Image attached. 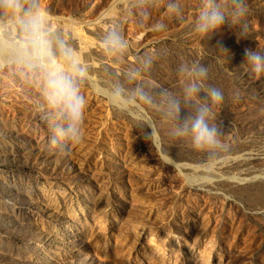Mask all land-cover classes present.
Instances as JSON below:
<instances>
[{
  "label": "rangeland",
  "instance_id": "obj_1",
  "mask_svg": "<svg viewBox=\"0 0 264 264\" xmlns=\"http://www.w3.org/2000/svg\"><path fill=\"white\" fill-rule=\"evenodd\" d=\"M180 2L183 20L168 17L163 3L143 28L134 16L126 20L124 64L102 56L98 37L126 4L103 21L113 0H42V7L55 27L75 33L99 87L144 53L155 61L143 79L173 91L181 62L208 66L207 83L224 94L213 110L227 150L205 167L204 155L170 139L166 125L159 142L147 144L126 113L85 83L83 138L62 155L49 144L37 91L5 73L0 264H264V76L244 63L245 49L264 50V0H247L240 27L205 39L190 30L200 0ZM156 21L166 31H151Z\"/></svg>",
  "mask_w": 264,
  "mask_h": 264
},
{
  "label": "clouds",
  "instance_id": "obj_2",
  "mask_svg": "<svg viewBox=\"0 0 264 264\" xmlns=\"http://www.w3.org/2000/svg\"><path fill=\"white\" fill-rule=\"evenodd\" d=\"M162 3L168 17L183 20L180 0H113L102 21L122 4L127 8L121 19L113 18L99 35L102 56L112 63L124 64L130 49L124 35L126 20L134 16L143 28L151 10ZM248 11L247 0H200L190 30L202 39L209 38L225 26L230 30L240 27ZM149 29L164 32L167 25L156 21ZM234 33L238 40L245 38L242 32ZM76 40L74 32L52 24L42 0H0V76L5 73L18 76L37 91L41 101L38 110L47 122L49 144L62 155H70L72 147L83 138L85 83H91L94 91L104 95L114 109L126 113L147 144L155 146L160 140L161 126L166 125L170 139L204 155L205 167H210L227 150L222 124L216 122L213 110L223 103L224 94L207 83L208 66L199 61L181 62L176 69L179 90L173 91L143 79L151 73L155 61L154 53H144L122 76L99 87ZM215 49L228 59L230 52L222 40L217 41ZM244 51V63L251 73L264 76V50ZM103 68L110 71L106 64Z\"/></svg>",
  "mask_w": 264,
  "mask_h": 264
}]
</instances>
